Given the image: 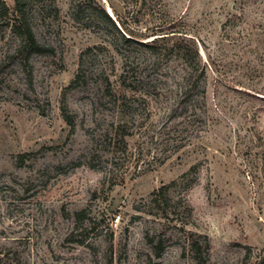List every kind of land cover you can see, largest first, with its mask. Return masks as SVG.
Masks as SVG:
<instances>
[{
  "label": "rangeland",
  "instance_id": "1",
  "mask_svg": "<svg viewBox=\"0 0 264 264\" xmlns=\"http://www.w3.org/2000/svg\"><path fill=\"white\" fill-rule=\"evenodd\" d=\"M0 264H264V0H0Z\"/></svg>",
  "mask_w": 264,
  "mask_h": 264
},
{
  "label": "trees",
  "instance_id": "2",
  "mask_svg": "<svg viewBox=\"0 0 264 264\" xmlns=\"http://www.w3.org/2000/svg\"><path fill=\"white\" fill-rule=\"evenodd\" d=\"M21 2H22V0H16V7L17 8H20ZM97 6H98V10H99L97 19L100 18L101 21H103L104 23L109 25L114 30L117 39L121 43H123L125 45L138 44V45H140L146 49H151L152 51H158V50L162 49V45L160 44V42L164 41V39L166 38L165 35L158 36L150 42H141L139 40H136V38L128 30L126 22L124 20H122V19L118 20V24L120 26V28H118L117 24H116V20H114L107 13L105 7L102 4H99ZM16 11L18 12V9H16ZM90 20H93V22H95L94 18L90 19ZM16 22L19 23V25H18L19 32L23 38V45L21 46V51L25 52V60H28L32 53H44V52L53 51L52 47L42 45L41 43L38 42L32 28L30 27V24L27 21L26 16L24 14L21 13L20 17H17ZM168 48H172V49L178 48V51L182 50L180 47H177V45H173V44L168 45L167 49L165 48V50H169ZM89 51H91V49H87L85 54ZM85 54L83 53L81 56V65H83L82 59L84 58ZM203 73H204V71L202 70V74ZM78 78H80V74L77 75V79ZM106 81L108 82V84H110V81L108 78L106 79ZM116 108H117L118 114L120 116L122 115V117H123V114L124 115L131 114V109H130L131 107H129V105H127L126 103H119ZM125 123H126V118L125 119L119 118L117 121V129L118 130L123 129L126 126ZM165 190H166V188H161L160 190L155 191L153 193L154 205L159 206L160 202H162V198L165 197ZM202 246L203 245H201L198 241H191V250L193 251V253H195V255L200 252V249L202 248ZM209 246H210L209 242L206 241L204 247L206 248L207 252L210 249ZM155 248L158 251L157 254L160 256V254L162 253L160 243L158 245H156Z\"/></svg>",
  "mask_w": 264,
  "mask_h": 264
},
{
  "label": "water",
  "instance_id": "3",
  "mask_svg": "<svg viewBox=\"0 0 264 264\" xmlns=\"http://www.w3.org/2000/svg\"><path fill=\"white\" fill-rule=\"evenodd\" d=\"M111 15V13H109Z\"/></svg>",
  "mask_w": 264,
  "mask_h": 264
}]
</instances>
